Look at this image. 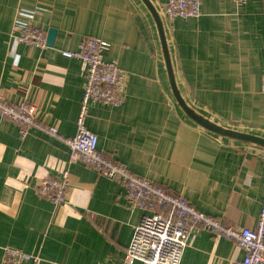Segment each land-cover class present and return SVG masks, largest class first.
Wrapping results in <instances>:
<instances>
[{
    "label": "crops",
    "instance_id": "0c3cea01",
    "mask_svg": "<svg viewBox=\"0 0 264 264\" xmlns=\"http://www.w3.org/2000/svg\"><path fill=\"white\" fill-rule=\"evenodd\" d=\"M149 1L161 16L167 0ZM20 11H38L35 25L57 29L53 48L21 44L13 51ZM164 30L187 105L218 126L264 138V0H202L200 17L176 19ZM87 38L108 43L104 59L128 78L122 106H89L87 127L98 136V149L197 210L253 229L264 191V147L213 134L184 113L142 0H0V91L11 103L34 104L43 127L73 137L85 79L80 61L62 51ZM69 155L63 141L39 129L21 141L17 126L0 117V264L5 247L39 258L23 264H123L144 212L128 208L122 185L70 163ZM65 169L70 191L56 206L36 188ZM243 257L231 241L202 232L190 239L180 264Z\"/></svg>",
    "mask_w": 264,
    "mask_h": 264
},
{
    "label": "built area",
    "instance_id": "2783aa9c",
    "mask_svg": "<svg viewBox=\"0 0 264 264\" xmlns=\"http://www.w3.org/2000/svg\"><path fill=\"white\" fill-rule=\"evenodd\" d=\"M244 5L248 0H230ZM202 0H167L161 8L165 23L176 19H194L201 15ZM38 11H20L16 14L11 30L13 51L24 44L33 49L45 50L47 32L35 25ZM109 44L97 38H87L74 51H62L69 59L81 63V75L85 88L77 117V131L73 137H62L56 128L43 127L37 120V107L20 101L9 102L0 91V117L14 123L24 141L30 130L39 129L63 141L69 148V162H80L95 169L103 177L123 186L129 209L144 212L129 247L123 264H180L184 250L192 237L206 232L231 241L244 252L242 259H233L229 264H264V191L257 224L253 229L232 226L222 219L197 210L183 195L173 193L164 186L131 172L98 149V136L87 127L89 106L101 103L120 107L125 101L127 75L115 63L107 62L104 53ZM70 191L68 170L56 178L44 179L36 193L58 206L67 201ZM1 264H23L39 261L18 249L5 247Z\"/></svg>",
    "mask_w": 264,
    "mask_h": 264
},
{
    "label": "water",
    "instance_id": "95a60500",
    "mask_svg": "<svg viewBox=\"0 0 264 264\" xmlns=\"http://www.w3.org/2000/svg\"><path fill=\"white\" fill-rule=\"evenodd\" d=\"M142 1L144 2V4L146 5V7L148 8V10L150 11L151 15L153 16V18L155 20V23H156V26H157V29L159 32L162 48H163V53H164V57H165V64H166V68L168 71L169 80H170V84L172 87L173 95H174V98L176 99L178 105L180 106V108L184 111V113L192 121H194L197 125H199L200 127L204 128L205 130H207L213 134H216V135H219L222 137H228V138L252 143V144L264 147V138L258 137L255 135H251V134H247V133L234 131L231 129H225L221 126H218V125L208 121L207 119H204L201 115L197 114L192 108H190L187 105V103L182 99L181 94L179 93L178 87H177L176 82H175L172 62H171V58H170V52H169L166 34H165V30H164V24H163V21L161 19V16L159 15L158 11L150 3L149 0H142ZM57 35H58L57 29L50 28L48 30L47 36H46V46L47 47H49V48L54 47Z\"/></svg>",
    "mask_w": 264,
    "mask_h": 264
},
{
    "label": "bare ground",
    "instance_id": "6f19581e",
    "mask_svg": "<svg viewBox=\"0 0 264 264\" xmlns=\"http://www.w3.org/2000/svg\"><path fill=\"white\" fill-rule=\"evenodd\" d=\"M160 15V14H159ZM162 19V18H161ZM163 21V20H162Z\"/></svg>",
    "mask_w": 264,
    "mask_h": 264
}]
</instances>
